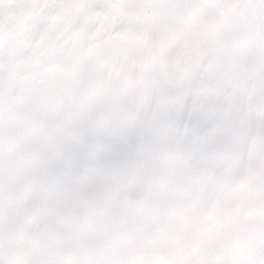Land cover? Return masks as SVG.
Returning <instances> with one entry per match:
<instances>
[{"label":"snow or ice","instance_id":"obj_1","mask_svg":"<svg viewBox=\"0 0 264 264\" xmlns=\"http://www.w3.org/2000/svg\"><path fill=\"white\" fill-rule=\"evenodd\" d=\"M0 264H264V0H0Z\"/></svg>","mask_w":264,"mask_h":264}]
</instances>
